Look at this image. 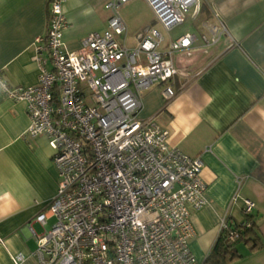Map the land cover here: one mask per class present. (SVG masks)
<instances>
[{"label":"built area","instance_id":"2783aa9c","mask_svg":"<svg viewBox=\"0 0 264 264\" xmlns=\"http://www.w3.org/2000/svg\"><path fill=\"white\" fill-rule=\"evenodd\" d=\"M128 0H106L101 31L88 32L77 50L64 47V0L48 1L45 34L35 41L37 81L11 86L0 75V92L25 103V135L46 137L52 149L57 189L34 220L48 230L37 236L39 264H199L188 246L189 214L205 203L202 161L169 145L168 131L154 117L139 118L141 93L161 85L168 102L181 73L171 54L188 50L199 36L202 48L228 34L216 17L204 32H185L159 48L163 36L153 26L137 43H124L126 24L119 7ZM164 30L199 11V0H146ZM254 203L245 199L249 215ZM249 226L250 221L238 223ZM222 220L229 243L238 238ZM20 264L21 256L13 257Z\"/></svg>","mask_w":264,"mask_h":264},{"label":"crops","instance_id":"0c3cea01","mask_svg":"<svg viewBox=\"0 0 264 264\" xmlns=\"http://www.w3.org/2000/svg\"><path fill=\"white\" fill-rule=\"evenodd\" d=\"M105 1L64 0L65 49H79L84 35L105 28ZM200 4L206 12L190 11L191 28L182 33L169 34L179 24L169 30L161 27L165 34L155 19L147 24L163 36L159 48L166 49L185 32L199 35L204 21L213 17L228 34L206 49L197 36L188 50L173 52L171 61L181 71L175 76V96L164 102L161 85H152L142 91L137 115L154 117L167 129L169 145L202 161L205 203L188 218V246L196 261L215 264L207 256L220 235L221 221L245 222L243 203L249 199L258 238L254 243L237 241V256L220 264H264V0ZM47 19V0H0V75L9 85L36 83L34 45L45 34ZM147 25L135 29L129 47ZM127 37L126 32L124 43ZM28 123L25 103L0 92V264H15L16 255L20 264H39L34 254L37 236L54 221L48 217L42 225L34 220L55 195L57 174L46 137L26 136Z\"/></svg>","mask_w":264,"mask_h":264},{"label":"rangeland","instance_id":"374dc122","mask_svg":"<svg viewBox=\"0 0 264 264\" xmlns=\"http://www.w3.org/2000/svg\"><path fill=\"white\" fill-rule=\"evenodd\" d=\"M190 12V11H189ZM189 12L185 16V20L182 24H179L171 31H169L170 35L178 34L184 32L185 29L191 28L192 22L189 16ZM119 14L123 21L126 24V31L128 33L127 39L125 44L129 46L133 42V35L135 33V29L138 26L143 24H148L154 21L155 16L153 14L152 9L146 2V0H128L127 2L123 3L119 8ZM162 33L165 34V31L161 28V25L156 23L155 25ZM148 28V25L142 29L144 31ZM199 34V33H198Z\"/></svg>","mask_w":264,"mask_h":264},{"label":"trees","instance_id":"16d2710c","mask_svg":"<svg viewBox=\"0 0 264 264\" xmlns=\"http://www.w3.org/2000/svg\"><path fill=\"white\" fill-rule=\"evenodd\" d=\"M49 1V0H47ZM202 12H206V9L200 4L199 7V13ZM247 216V220L250 221V225L249 226H243L240 225L238 223H234V226L238 232V238L234 241V242H227L225 240L226 238V234L227 231H223L220 232V235L217 239V241L215 242L213 248L211 249V252L209 253V255L207 256V260H215V264H220L221 262H223L225 259H232L235 256H237V253L235 251V243L239 240L245 241V242H249L252 241V243H254L257 240V236L254 233V223L251 220V215H246Z\"/></svg>","mask_w":264,"mask_h":264}]
</instances>
